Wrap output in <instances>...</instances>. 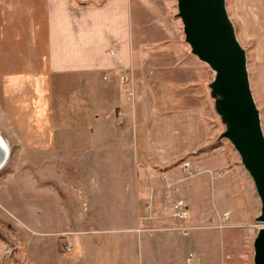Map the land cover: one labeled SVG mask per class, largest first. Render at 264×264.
Returning <instances> with one entry per match:
<instances>
[{"label": "rangeland", "instance_id": "rangeland-1", "mask_svg": "<svg viewBox=\"0 0 264 264\" xmlns=\"http://www.w3.org/2000/svg\"><path fill=\"white\" fill-rule=\"evenodd\" d=\"M9 1L0 0L3 70L18 67L33 48L21 18L26 1ZM172 1L163 0L169 20L153 24L137 16L131 28L133 48L141 49L138 68L125 75L132 81L126 93L132 101L138 96L133 127L141 122L140 104L146 105L138 184L122 179L121 168L137 158L135 141L121 152L114 147L120 139L107 132L98 138L54 125L44 92L32 96V83L28 93L18 91L0 72V147L8 150L0 166V264H254V239L264 226L257 220L261 201L222 137L226 127L209 88L215 72L192 53ZM15 25L19 33H9ZM232 26L245 50L250 87L253 50ZM39 59L36 72L43 77Z\"/></svg>", "mask_w": 264, "mask_h": 264}, {"label": "crops", "instance_id": "crops-1", "mask_svg": "<svg viewBox=\"0 0 264 264\" xmlns=\"http://www.w3.org/2000/svg\"><path fill=\"white\" fill-rule=\"evenodd\" d=\"M13 1L18 0L9 2ZM25 1V15L21 18L23 24L28 23L29 41L33 48L29 57L21 59L18 67L9 70L0 67L3 74L0 75L4 76L2 82L10 79L15 86L13 88L18 91L26 90L27 93L25 87L27 83L30 86L32 83L31 95L34 97H39L44 92L49 97L44 104L46 107L49 105L53 112L51 119L54 125L71 131L90 130L99 133L98 138L107 132L110 139H120L115 142L114 147H118L121 152L123 146L135 141L137 158L121 165V168L125 174L122 179L125 178L127 182L134 180L138 184V152L145 145L142 137L145 135L143 112L146 105L140 104L137 117L141 122L139 121L137 128L133 127L132 122L137 119L134 101H138V96L132 101L130 94L126 93L125 88L132 81L125 75L138 68L141 49L133 48L131 28L138 21L137 16L147 17L146 22L153 24L159 23L162 18L169 20L165 13L169 9L168 2L173 6V1L167 0V4L163 0ZM230 1V13L235 18V23H232L236 26L237 37L240 41L250 42L253 50L256 66L250 88L252 87L254 99L257 100L263 129L264 0ZM12 18L14 22L17 19ZM13 28L8 30L9 33H19L16 25ZM159 30L157 37L162 33ZM152 36H155V32ZM39 58L43 59V77L37 76L40 63L37 64L36 61L39 62ZM7 77L10 78L6 79ZM121 77L125 81H120ZM8 90L10 91V87ZM40 105L41 103L35 104L37 108ZM151 164L153 163L149 162ZM130 169L134 172H129ZM149 247L147 242L143 244L144 249Z\"/></svg>", "mask_w": 264, "mask_h": 264}, {"label": "water", "instance_id": "water-1", "mask_svg": "<svg viewBox=\"0 0 264 264\" xmlns=\"http://www.w3.org/2000/svg\"><path fill=\"white\" fill-rule=\"evenodd\" d=\"M185 40L192 53L214 70L209 84L227 138L237 151L261 201L257 220L264 223V136L253 100L245 50L235 37L225 0H176ZM253 243L254 264H264V226ZM195 262L196 260H191Z\"/></svg>", "mask_w": 264, "mask_h": 264}, {"label": "built area", "instance_id": "built-area-1", "mask_svg": "<svg viewBox=\"0 0 264 264\" xmlns=\"http://www.w3.org/2000/svg\"><path fill=\"white\" fill-rule=\"evenodd\" d=\"M104 78H107V76H104ZM121 80H123V81H125V78L124 77H121ZM181 201H177L176 202V204H174V206H181ZM184 214H186V213H184V212H179V211H174L173 213H172V215H174L175 217H179V218H182V217H184Z\"/></svg>", "mask_w": 264, "mask_h": 264}, {"label": "bare ground", "instance_id": "bare-ground-1", "mask_svg": "<svg viewBox=\"0 0 264 264\" xmlns=\"http://www.w3.org/2000/svg\"><path fill=\"white\" fill-rule=\"evenodd\" d=\"M1 144L4 145V143L2 142V139L0 137V145ZM0 148H3V146L0 147ZM3 149H4L3 150L4 152L2 151L1 154H0V166L4 164L5 160H3V158L5 159V156L7 155V151H8L7 148H3Z\"/></svg>", "mask_w": 264, "mask_h": 264}]
</instances>
